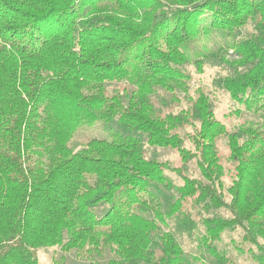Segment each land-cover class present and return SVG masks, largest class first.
I'll return each mask as SVG.
<instances>
[{
	"label": "trees",
	"instance_id": "16d2710c",
	"mask_svg": "<svg viewBox=\"0 0 264 264\" xmlns=\"http://www.w3.org/2000/svg\"><path fill=\"white\" fill-rule=\"evenodd\" d=\"M250 22L258 32L237 40ZM216 33L227 37L223 46L195 47ZM213 58L244 69L217 82L237 114L258 121L229 132L209 96H189L182 67L193 62L202 72ZM109 84L124 87L110 92ZM159 91L173 104L182 93L189 108L164 114L152 101ZM114 122L111 139L72 149L82 126ZM187 128L191 149L180 135ZM134 134L175 151L184 167L195 162L203 180L148 158ZM223 137L233 166L228 188ZM163 188L175 192L166 208ZM188 202L231 215L202 218L201 241L220 264L227 260L212 244L238 229L264 264V0H0V264H39L42 248L62 251L52 264L106 248L115 256L109 264H203L170 231L172 219L195 228Z\"/></svg>",
	"mask_w": 264,
	"mask_h": 264
},
{
	"label": "rangeland",
	"instance_id": "374dc122",
	"mask_svg": "<svg viewBox=\"0 0 264 264\" xmlns=\"http://www.w3.org/2000/svg\"><path fill=\"white\" fill-rule=\"evenodd\" d=\"M258 30L257 24L255 22H250L246 27L236 33V38L239 41L249 39L256 34ZM225 40L227 41V37L225 39L224 36L216 33L210 38L202 37L200 40L195 42L194 45L198 50H201L205 46L207 50L215 51L220 46L225 44ZM230 58L231 57H229V59ZM182 70L190 78L189 96L195 98L199 90H202L207 96H209L217 119L226 125L229 132L238 130L242 124L259 120L260 115L250 114L245 111H242L241 115L237 114V110L240 109L239 105L231 99L230 94L226 91L223 85L217 82V80L221 78L235 75L237 72H243V68L237 69L236 67L223 63L220 58H213L205 62L202 72L198 71L193 62L186 63L182 67ZM123 87L124 86L120 84L108 85L110 92H113L114 90H123ZM177 96L180 99V103L173 104L172 94L159 91L157 95L152 97V101L155 103L159 111H162L164 114H178L182 110H187L189 108L190 99L180 92L177 93ZM161 101L166 102L169 106H161ZM117 127V122H114L110 126H105L103 123H98L93 127L82 126L73 138L71 147L73 150L78 151L93 138L111 139V130L117 131ZM180 131V135L183 139V146L191 149V144L186 138V134L191 132V128H187L186 130L182 129ZM134 135L142 140L148 158L162 163L167 162L173 167H180L188 176L203 180L195 162H190L187 167H184L180 157L175 151L171 149L150 147L147 144L146 136L142 134ZM218 148L221 154L222 162L227 171V175L224 180L225 186L228 188L231 185L230 172L233 169V166L229 163L228 159L230 156V150L227 137H223L219 141ZM166 176L172 180L176 186L182 184L181 178L175 173L167 172ZM157 193L160 201L164 203V208L167 206L164 198L175 195L174 191H167L164 188L157 191ZM226 199H230L228 194H226ZM149 200L151 199L149 198ZM154 200L155 199L152 201ZM185 206L186 211L190 213V216L195 222V228H193L192 231H186L179 220L172 219L169 221L170 231L174 234L177 241L183 248L186 257L191 258L196 256L201 259L203 264H220V262L206 250L201 241V236L205 234V227L203 225L202 218L210 217L228 219L231 215L225 210L212 209L206 212L205 209L196 208L191 202H188ZM102 212L103 211L98 210V213L101 214ZM242 237L243 231L240 229L236 231H226L220 240L215 241L212 244L218 253H220L227 260L225 264H257L247 252L251 246L249 244H244ZM62 255V251L58 248H42L38 251L39 264H52L54 260L60 259ZM114 257L113 252L108 250V248L104 249L99 256H90L88 254L72 252L67 255V263L109 264Z\"/></svg>",
	"mask_w": 264,
	"mask_h": 264
}]
</instances>
